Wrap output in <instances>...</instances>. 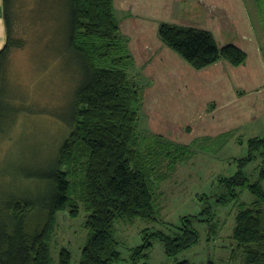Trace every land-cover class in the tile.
Listing matches in <instances>:
<instances>
[{
	"label": "trees",
	"instance_id": "1",
	"mask_svg": "<svg viewBox=\"0 0 264 264\" xmlns=\"http://www.w3.org/2000/svg\"><path fill=\"white\" fill-rule=\"evenodd\" d=\"M64 1L65 55L75 65L77 76L64 119L69 130L51 168L38 176L48 182L43 198L0 194V264H51L50 241L57 213L68 210L76 217L81 205L88 216L79 264L119 262L122 255L115 236L117 221L157 220V184L193 154L196 140L191 144L172 141L141 126L143 85L128 50V37L121 33L114 0ZM254 10L264 43V0H256ZM15 12V0H3L7 39L0 50V96L6 97L2 103L6 105L0 103V122L4 124L0 131H5L0 135L1 141L10 140L14 127V123L10 127L6 122L14 111V105L9 104L11 88L4 90L10 54L14 48L26 45L24 38L14 33ZM158 35L196 69L219 60L239 65L247 58L246 52L235 44L219 45L206 29L161 21ZM228 134L232 131L218 136ZM257 156L264 160V136L248 140V155L239 160L238 171L219 177L218 192L209 196L217 205L236 203L232 238L242 250L243 264H264V167L255 181H250L242 170L246 162ZM164 163L167 171L163 170ZM241 187L254 197L250 202L240 201ZM209 197L201 199L209 203ZM34 209L41 214L32 228L27 217ZM214 216L207 205L197 215L182 216L178 224L172 225V233L145 230L143 243L132 249L134 260L148 257L152 238L163 243L167 256H176L199 241L194 221H206L209 233H213L217 225ZM232 256L235 258L234 252ZM71 258V251L62 247L59 264H71ZM176 264L193 263L181 260ZM206 264L221 263L209 260Z\"/></svg>",
	"mask_w": 264,
	"mask_h": 264
},
{
	"label": "rangeland",
	"instance_id": "2",
	"mask_svg": "<svg viewBox=\"0 0 264 264\" xmlns=\"http://www.w3.org/2000/svg\"><path fill=\"white\" fill-rule=\"evenodd\" d=\"M65 6L64 0H15L14 33L23 37L26 45L12 50L7 85L4 87V90L11 88L8 103L14 105V111L10 112L12 116L6 122L10 127L14 123V127L9 141L0 139L1 195L9 193L12 196L21 194L28 199L43 198L48 182L38 176L51 168L60 142L69 130L68 125H64V119L69 113L68 105L77 76L75 65L65 55ZM117 12L120 19L121 11ZM127 17L128 14L123 19ZM136 24L130 23L128 28L123 23L121 33L125 35L126 28H133L136 32L142 27ZM257 74L262 79L260 73ZM139 83H144L143 88L147 85L144 90L149 91L146 93L148 103L141 111V126L172 141L186 144L196 141L192 144L191 157L178 164L167 179L157 184V220L135 218L132 221H117L115 236L122 259L114 264H176L181 260L193 264H206L209 260L221 264H243L242 250L232 238L237 205L234 202L226 206L217 205L209 196L218 192L219 177L238 171L239 160L248 155V140L264 136V117L253 120L252 115L239 111L240 119L235 116L230 124L225 103L221 106L215 102L218 110L212 109L213 100L209 98L212 95H209L207 104H202L205 112L198 113V119L185 121L178 114L176 118L166 120L161 114L166 106L158 102L161 94H157L158 90L153 86L149 88V83ZM5 100L6 97L1 95V105H6L2 104ZM262 105L264 108V103L260 107ZM205 126H208L206 131L202 129ZM228 129H232V134L218 136V133ZM4 132L0 131V135ZM262 167L264 160L257 156L246 162L242 170L250 181H255ZM166 168L164 163L163 170L167 171ZM7 175L9 177H5ZM239 194L240 201L244 203L254 198L247 188H239ZM204 196L209 197V203L201 199ZM207 205L215 212L217 225L213 233H209L206 221L195 220L193 225L199 232V241L192 247L169 257L163 243L152 238L148 257L134 260L132 249L143 243L145 230L172 233V225L178 224L182 216L197 215ZM40 214L38 209L31 211L27 224L33 228ZM87 216L88 212L82 205L76 217H72L68 210L57 213L50 241L51 264H59L62 247L71 251V264H79L87 237L84 226Z\"/></svg>",
	"mask_w": 264,
	"mask_h": 264
},
{
	"label": "crops",
	"instance_id": "3",
	"mask_svg": "<svg viewBox=\"0 0 264 264\" xmlns=\"http://www.w3.org/2000/svg\"><path fill=\"white\" fill-rule=\"evenodd\" d=\"M255 3L256 0H114L116 16L121 11L120 19L117 16L120 28L123 23L128 28L130 23L142 25L136 32L126 28L128 50L135 70L140 72L138 79L161 94L158 102L166 106L161 112L163 119H174L180 114L185 121H194L209 98L215 110V102L221 106L225 103L230 124L231 118L240 119L239 111L252 115L253 120L264 117L263 105L260 107L264 103V43L255 20ZM2 7L0 0V50L7 39ZM126 14L128 17L123 19ZM161 21L209 30L219 45L235 44L246 52L247 58L239 65L219 60L196 69L161 41ZM146 86L142 108L148 103ZM209 95L212 96L208 98ZM207 127L202 129L206 131Z\"/></svg>",
	"mask_w": 264,
	"mask_h": 264
}]
</instances>
